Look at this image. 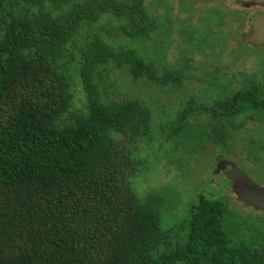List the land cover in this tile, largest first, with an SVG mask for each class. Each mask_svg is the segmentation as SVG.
Wrapping results in <instances>:
<instances>
[{
    "label": "trees",
    "instance_id": "1",
    "mask_svg": "<svg viewBox=\"0 0 264 264\" xmlns=\"http://www.w3.org/2000/svg\"><path fill=\"white\" fill-rule=\"evenodd\" d=\"M227 10L215 21L219 35L203 34L204 43L219 45L231 18L243 45L245 16ZM150 21L144 0H0V264H264V220L257 233L235 235L224 202L201 190L164 226L161 197H140L130 183L140 165L131 146L152 139L151 111L136 95L111 97L104 73L125 67L134 82L169 94L184 75L158 71L142 53ZM260 85L211 105L192 100L175 133L195 110L211 128L199 138L224 150L237 132L227 125L264 118ZM248 143L249 153L264 151V140Z\"/></svg>",
    "mask_w": 264,
    "mask_h": 264
},
{
    "label": "rangeland",
    "instance_id": "2",
    "mask_svg": "<svg viewBox=\"0 0 264 264\" xmlns=\"http://www.w3.org/2000/svg\"><path fill=\"white\" fill-rule=\"evenodd\" d=\"M144 5L153 27L149 37L139 43L142 53L154 58L158 71L171 66L184 75L182 86L169 94L158 85L134 82L125 67L111 65L104 73L103 83L111 97L136 95L147 102L151 111L152 139L131 146L132 157L140 165L129 177L130 183L140 197L150 193L161 197L164 226L180 221L195 196L204 190L224 202L235 235L255 234L257 224L264 220V211L242 203L233 194L224 172L216 171L215 160L223 156L264 187V151L248 152V140H264V118L254 113L237 117L234 124L227 125L237 131L232 141L224 150L221 145L213 146L216 152L198 134L199 130L211 131L205 126L207 115L193 110L189 126L175 131L178 115L192 100L211 105L245 84L264 83V44L255 47L238 43L234 30L239 24L231 18L223 22L224 38L219 45L213 38L209 44L203 42V34L215 36L220 32L215 21L221 11L240 9L231 0H144ZM247 24L245 20L241 32ZM104 28L121 38L119 27L114 31L106 23ZM158 48L163 49L159 52Z\"/></svg>",
    "mask_w": 264,
    "mask_h": 264
},
{
    "label": "water",
    "instance_id": "3",
    "mask_svg": "<svg viewBox=\"0 0 264 264\" xmlns=\"http://www.w3.org/2000/svg\"><path fill=\"white\" fill-rule=\"evenodd\" d=\"M262 1V0H261ZM248 6V0H237ZM243 44L257 46L264 43V15L257 13L250 31L240 35ZM216 171H223L229 181L233 194L246 205L264 211V187L254 182L243 170L233 162L219 156L215 160Z\"/></svg>",
    "mask_w": 264,
    "mask_h": 264
},
{
    "label": "flooded vegetation",
    "instance_id": "4",
    "mask_svg": "<svg viewBox=\"0 0 264 264\" xmlns=\"http://www.w3.org/2000/svg\"><path fill=\"white\" fill-rule=\"evenodd\" d=\"M233 1L237 7H239L240 9H232V10H237V11H240L242 15H246V13H248V16H245V19H244V23H245V20H247V25H245V27L247 26V28L245 29V31L243 30V32L240 31V35L244 32H248L250 31L251 27H252V24H253V21H254V16L257 14V13H261L264 15V0H248V6H244L241 2H237V0H231ZM244 26V25H243ZM243 28V27H242ZM264 43H261L257 46H260ZM245 45H250V46H253L251 44H245ZM255 46V47H257Z\"/></svg>",
    "mask_w": 264,
    "mask_h": 264
}]
</instances>
